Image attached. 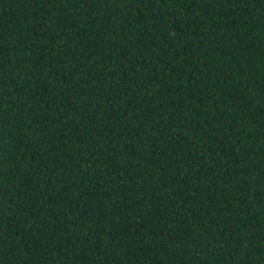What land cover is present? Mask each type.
<instances>
[{"label":"trees","instance_id":"1","mask_svg":"<svg viewBox=\"0 0 264 264\" xmlns=\"http://www.w3.org/2000/svg\"><path fill=\"white\" fill-rule=\"evenodd\" d=\"M0 264H264V0H0Z\"/></svg>","mask_w":264,"mask_h":264}]
</instances>
